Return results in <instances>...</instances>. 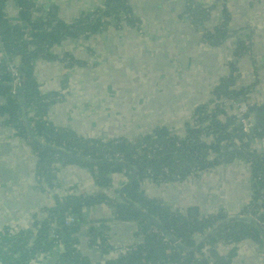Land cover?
<instances>
[{
    "label": "crops",
    "instance_id": "1",
    "mask_svg": "<svg viewBox=\"0 0 264 264\" xmlns=\"http://www.w3.org/2000/svg\"><path fill=\"white\" fill-rule=\"evenodd\" d=\"M36 1L38 9L46 4L55 9V16L46 12L48 20L54 17L66 23L103 7V0ZM186 1L128 0L134 13L144 20V37L140 44L134 41L137 38H131V35L136 37L133 30L128 27L115 29L109 23L107 29L111 37L108 41L102 38L97 42L99 53L91 49L89 40L81 38L65 40L52 48L58 59L68 54L82 66L67 69L57 60L35 61L32 65L38 90L48 96L50 104L46 111L47 121L56 127H68L81 138L103 141L118 137L129 140L158 127L180 135V128L192 118L195 109L215 96L213 89L229 74L230 65L237 69L233 89L252 86L243 102L264 107V0H231L229 6L223 0H189L201 7L214 4L209 28L220 26L226 12L231 16L229 30L241 28L239 38L249 45L248 51L239 58L234 55L237 37H227L221 43L211 44L203 38L202 27L178 19ZM150 4L157 11L148 12L144 8ZM13 8L6 5L8 16L13 14ZM1 55L0 52V61ZM238 103H241L240 99L236 104L226 106L227 116L236 114ZM2 104L0 98V106ZM257 140L256 150L264 153V138ZM33 165V151L29 145L13 137L11 129L0 126L2 234L4 229L13 234L26 231L44 221L46 209L54 205L52 195H69L74 193L75 187H92L89 173L77 167H66L57 171L60 188L47 194L37 189ZM222 168L204 176L201 173L199 178L192 176L180 187H155L145 180V195L160 199L178 209L181 215L192 208L199 214L223 209L229 216L240 215V209L251 203L249 170L240 164ZM113 182L123 183V179L115 178ZM101 224L106 232H111L114 247L132 244L136 240L135 222L115 220L108 205L91 209L81 229L86 233L89 227ZM70 235L78 237L79 233ZM79 239V250L94 258L85 237L79 236ZM228 250L222 246V251L217 252L227 254ZM59 254L55 251L47 255L40 253L29 264H55ZM232 264H264V256L257 254L253 244L245 243L237 250Z\"/></svg>",
    "mask_w": 264,
    "mask_h": 264
},
{
    "label": "trees",
    "instance_id": "2",
    "mask_svg": "<svg viewBox=\"0 0 264 264\" xmlns=\"http://www.w3.org/2000/svg\"><path fill=\"white\" fill-rule=\"evenodd\" d=\"M7 2H12L18 9V21L10 22L3 9ZM171 2V0H170ZM33 0H0V126L8 127L14 137L23 140L35 153L34 163L37 189L52 194L54 189L60 188L57 183V171L66 167H77L90 174L95 185L104 189L112 186L115 178L122 177L121 187L129 181L130 172L120 165L104 164V161L119 160L128 162L136 171L137 177L132 184L123 190V195L133 204L157 219L162 226L185 248L195 247L197 238L203 237L220 221L229 215L218 209L215 213L199 214L194 208L187 209L184 214L174 213L171 206L160 199H150L145 195L144 181L150 179L155 186L183 185L186 179L198 176L216 168L225 167L234 161H242L249 167L248 175L251 179V203L240 209V215L256 218L264 229V154L252 148V142L264 138V107L248 105L247 112L240 119L227 116L225 108L217 106L208 113L206 104L197 107L192 115L193 124L184 125V136L172 135L164 127L154 128L151 132L135 136L131 139L118 137L103 141L99 138H81L74 131L56 127L46 119V111L50 105L46 102L48 96L40 93L34 78L33 62L38 60L65 61L67 69L74 65L82 66L73 61L68 54L57 58L51 53L54 46L65 40L100 37L104 34V25L109 27L110 19L122 21L128 25L139 21L135 17H119L117 14L127 15L131 7L128 0H104V8L99 12L80 15L70 24L56 19L55 22L44 20L43 8L38 9L40 15L33 20L31 11ZM151 12L157 11L152 4L144 6ZM214 4L201 7L187 0L184 10L178 16L180 20H188L194 26L202 27L203 38L211 44L223 42L227 37H237V49L234 53L239 58L248 51V43L240 39L241 28L229 30V16L227 12L220 26L209 28L208 24ZM225 12V11H224ZM99 14V16H97ZM224 15V16H225ZM157 21L156 19H153ZM111 24V23H110ZM115 29L119 26H112ZM250 37V34L247 32ZM20 64L21 87L18 94H13L9 88L11 80L6 73L7 63ZM33 64V65H32ZM237 69L230 65V72L220 79L213 89L218 99H229L234 104L240 99L245 101L246 93L252 86H244L239 90L233 89L237 77ZM32 113L29 124L32 134L43 145L53 149L38 148L29 142L24 125L23 109ZM223 117L224 119H221ZM251 119L252 127L243 132L240 120ZM212 138V143L203 141L201 135ZM115 154L122 155V160L115 158ZM74 155L98 161V164L83 162L75 159ZM72 156V157H70ZM179 177V182L176 181ZM199 178V176H198ZM119 192V191H118ZM117 192V195H118ZM54 205L46 209L47 217L37 222L32 229L13 234L8 229L0 233V263L1 264H29L36 259L37 254L47 255L55 251V239L50 237V230L60 241V254L55 264H232L237 250L243 244H253L258 255L264 256V242L258 229L250 223L230 221L213 232L207 240L195 251H182L176 245L171 246L160 235L153 234L148 223L131 207L124 203H111L102 194L79 193L77 195H52ZM108 205L117 221H133L140 241L136 244L124 245V254L112 258L115 248L111 232H106L103 225L89 227L86 233L82 232L81 224L88 218V213L99 205ZM87 213V215H86ZM78 216L69 227H63L67 216ZM157 229L162 232L158 227ZM98 232V233H96ZM79 233L85 237L89 248L93 246L92 257L83 254L81 240L70 234ZM163 233V232H162ZM64 234V237L62 236ZM137 239V237H136ZM95 246V248H94ZM222 246L229 252L218 254ZM207 248L211 263L201 259V250ZM183 253H181V252Z\"/></svg>",
    "mask_w": 264,
    "mask_h": 264
},
{
    "label": "built area",
    "instance_id": "3",
    "mask_svg": "<svg viewBox=\"0 0 264 264\" xmlns=\"http://www.w3.org/2000/svg\"><path fill=\"white\" fill-rule=\"evenodd\" d=\"M33 1H34V7H33L32 11H31V14L33 16V20H36L37 19L36 17L39 16V12H38V7H37V1L36 0H33ZM223 2L226 3L229 6L231 0H223ZM194 4H196V3H194ZM6 5H11V6L14 7L13 8V14H11L10 16L7 15V10H5L6 11V18L10 22H12V23L17 22L18 21L19 9L12 2H7ZM117 15L119 17H124V16L130 17V16H132V17H135V18L139 19L138 22H136V23H134L132 25H128L127 24V21L125 19H123L122 21H113V20L110 19V23H111L112 26L117 25V26H119V28L120 27L121 28L128 27L130 30H133L135 32L136 37H133L130 34L131 35V38L133 40H134V38H137L134 41L140 44V42H142L143 37H144V35H143V27H144L143 21L144 20L143 19H140L139 16L134 13V9L133 8H131L130 12L127 15H124L123 13H119ZM95 37L96 36L91 37L89 39V42H90V44L92 46L91 49H94V50L96 49L95 46L93 45V42H94L93 40H94ZM119 47L122 48L120 42H119ZM96 53H99V51H96ZM91 55H93V51L92 50H91ZM62 63H63V65H67V63L65 61H63ZM7 65H8V67H7L6 73L8 74V77L11 80V82H10L12 84V90L11 91L15 95V94H17V91H19V88L21 87V80H20V74H19L20 64L17 63L16 61L15 62L13 61L11 63H7ZM2 102H3V100H2ZM46 102H48V97L46 99ZM203 103L207 105L208 113H211L213 111V109L215 107H217V106H222V107L226 108V106L229 103L234 104L229 99H225V98L218 99L215 96H212L209 100L204 101ZM236 106H237L236 114L232 115L234 117H236V116L242 117V115H244L247 112V110H248V105L245 102H242L241 101V103H238ZM240 122L242 123V126H243V132H245V133L249 132V130L252 127V120L251 119H245V120H240ZM188 123L190 125L193 124V120L190 119L188 121ZM170 133L172 135L175 134L173 132H170ZM183 133H184V127L183 128H180V135H182ZM175 135H178V134H175ZM180 135H178V136H180ZM201 138L203 139V141H207L208 144H211L212 143V138L211 137H207L205 134H202L201 135ZM257 142H258V140H254L252 142V148L255 149V150H256L255 144ZM262 154H264V153H262ZM114 157L122 160V155H120V154H115ZM35 161H36V157H35V153H33V163H35ZM236 164L243 165V166H245L246 168L249 169L248 165L245 164L242 161H234L233 163L226 165L222 169H226L228 166H230V165L233 166V165H236ZM211 171L206 172V173H203V172H201V173L204 176V175L209 174ZM223 171H225V170H223ZM201 173H198V176H201V175H199ZM176 179L177 180L176 181H173V182H179V181H181V180H178L179 177H176ZM148 180L151 181L150 179H148ZM250 182H251V179H250ZM121 184H122V182H119V183L118 182H113L112 186L107 187V188H104V189H100V188H98L95 185L94 182H92V187L91 188L75 187L74 188L75 191H74L73 195H77L79 193H86V194H88L87 192H91L89 195H92V194H96L97 195V194H102L103 193L107 197V201H109L111 203H114V202L117 203L118 202L117 192H118L119 187L121 186ZM183 185H181V186H183ZM168 186H170V185H168ZM171 186L180 187V184L179 183H174ZM62 195H67V194H61V196ZM102 205H104V204H102ZM237 216H246V215H237ZM254 219H256V218H254ZM72 223H73L72 217L71 216H67L64 219V221H63V227H69V226L72 225ZM150 230H151V232L153 234L160 235L164 239V241L167 242L169 245H171V246H174L175 245L171 241L167 240V238L165 237L164 233L160 232L157 229L156 226H154V225L151 226L150 227ZM50 237L55 239V242H54L55 245H59L60 244V241L58 240V237L55 234V229L53 227L50 230ZM140 238H141V236L139 235V233H137V239L135 240L134 244H136V242H139L140 241ZM92 248H93V246H92ZM94 248H95V246H94ZM114 248H115V250L112 253V255H113L112 258H115L116 256H120V255H123L124 254V245H122V246H116ZM200 252H201V257H203V259H207V261H209L211 263V260L209 258L208 252H207V248H203Z\"/></svg>",
    "mask_w": 264,
    "mask_h": 264
},
{
    "label": "water",
    "instance_id": "4",
    "mask_svg": "<svg viewBox=\"0 0 264 264\" xmlns=\"http://www.w3.org/2000/svg\"><path fill=\"white\" fill-rule=\"evenodd\" d=\"M51 5L50 4H46L43 6V11H45V14L43 13L42 17L44 18V20H47L46 18V12L50 11L51 12V15L55 16L56 13H55V9H50ZM6 6H4V13L6 14ZM52 22H55L56 19L53 17L51 19ZM104 34L100 35V37H95L94 38V42H93V45L97 46V42L102 39V38H106L107 41H108V38L111 37V35L109 36L108 32H110L108 29H107V25H104ZM112 39V38H111ZM113 40H111V45H113ZM96 51H98L97 49H95ZM164 57L166 58V55H164ZM1 86V85H0ZM5 88H9L10 90H12V84L10 83L8 86L5 85L3 86ZM19 93V91H17V94ZM21 101V106H22V109H23V116H24V125H25V128H26V132H27V135H28V138H29V142L35 146H37L38 148L42 149V148H48V149H53L52 147L48 146V145H43L41 143L38 142V140H36V138L33 136L32 134V129L30 127V124H29V119L32 117V113H29V112H26V109L24 108V103ZM249 134V133H248ZM54 150V149H53ZM72 157V156H70ZM75 159L79 160V161H83V162H89V163H92V164H98V161H95V160H90L88 158H84V157H81L80 155H74L73 156ZM104 164H109V165H120V166H123L124 168H126L129 172H130V179L128 182H126L120 190H118V201L121 202V203H124L125 205H127L128 207H131L132 209H134L136 212L139 213V215L143 218H145V220L150 223V224H153L154 226L158 227L165 235V237L167 238V240L171 241L173 244H175L178 248H180L182 251H195L197 250L202 243H204L207 238L213 233L215 232L217 229H219L222 225H224L225 223H228L230 221H237V222H245V223H250V224H253L257 229H258V232L260 234V237L262 239V241L264 242V229L262 228V225L261 223L254 219L252 216H228L227 218H225L224 220L220 221L219 223H217L214 228L207 232L203 237L197 239V243L195 245V247L193 248H190V249H187L185 247H183L163 226L162 224L157 220L155 219L154 217H152L151 215H149L148 213H146L144 210L140 209L138 206H136L135 204H133L131 201H129L124 195H123V190L129 186L130 184L133 183V181L135 180V178L137 177V171L128 163V162H124V161H119V160H111V161H104L103 162ZM171 211L174 212V213H178L179 210L178 209H173L171 208ZM73 221H77L78 220V216L77 215H74L73 216ZM62 236L64 237V234H62ZM55 252L56 253H59L60 252V248L58 245H56L55 247ZM181 252V251H180ZM183 253V252H181ZM53 255V253H52ZM201 259H203V257H201ZM1 264V263H0Z\"/></svg>",
    "mask_w": 264,
    "mask_h": 264
},
{
    "label": "rangeland",
    "instance_id": "5",
    "mask_svg": "<svg viewBox=\"0 0 264 264\" xmlns=\"http://www.w3.org/2000/svg\"><path fill=\"white\" fill-rule=\"evenodd\" d=\"M104 8V0H103V7H102V9ZM101 9V10H102ZM97 10V8L96 9H94V10H92L93 12H95ZM100 10H98L97 12H99ZM100 13V12H99ZM97 16H99V14H97ZM65 23H66V21H65ZM71 23V22H70ZM70 23H66V24H70ZM61 45V44H60ZM56 46H59V45H56ZM51 53L52 54H54V50H51ZM154 59H158V58H154ZM153 59V60H154ZM59 63H61L62 65H63V63L61 62V61H59ZM3 105V104H2ZM4 128H8V127H4ZM10 129V128H9ZM12 136L14 137V135H13V131H12ZM184 136V133L182 134V135H180V137H183ZM16 138V137H15ZM17 139V138H16ZM225 172V171H224Z\"/></svg>",
    "mask_w": 264,
    "mask_h": 264
},
{
    "label": "flooded vegetation",
    "instance_id": "6",
    "mask_svg": "<svg viewBox=\"0 0 264 264\" xmlns=\"http://www.w3.org/2000/svg\"><path fill=\"white\" fill-rule=\"evenodd\" d=\"M227 16H229L228 14H227ZM225 17H226V15H225ZM230 18H229V21H231V16H229ZM228 27H229V25H228Z\"/></svg>",
    "mask_w": 264,
    "mask_h": 264
}]
</instances>
